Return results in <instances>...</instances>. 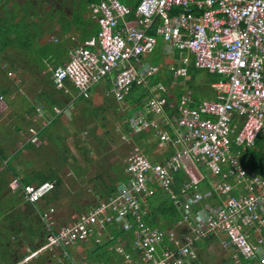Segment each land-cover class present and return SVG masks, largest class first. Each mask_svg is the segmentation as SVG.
Returning a JSON list of instances; mask_svg holds the SVG:
<instances>
[{
	"label": "built area",
	"instance_id": "2783aa9c",
	"mask_svg": "<svg viewBox=\"0 0 264 264\" xmlns=\"http://www.w3.org/2000/svg\"><path fill=\"white\" fill-rule=\"evenodd\" d=\"M138 1L137 24L129 26L122 24L129 8L121 0L90 4L98 33L83 43L71 38L75 46L68 61L53 69L54 87L72 97L90 98L95 86L108 80L107 95L122 103L132 88L146 85L158 72L157 66L143 60L154 52L160 37L172 52L189 53L196 68L223 77L214 85L216 97L197 107H191V97L182 98L176 121L178 139L165 131L169 125L163 114L168 104L165 97L155 96L148 110H132V133L154 130L160 147L175 146L171 157L156 163L132 151L124 168L128 181L119 183L113 195L69 227L51 232L46 244L32 254L58 248L63 251L62 259L78 264L70 252L73 246L92 239L103 243L94 235L122 221L121 227L134 233L132 249L137 256L130 264H187L198 257L196 243L216 233L224 235L225 248L235 249L236 264L242 260L264 264V170L252 171L245 163L249 150L264 134V0ZM172 71L176 78L189 74L187 65ZM157 89L165 91L162 85ZM54 111L55 115L63 112L60 108ZM43 113L39 107L38 114ZM123 140L130 141L127 135ZM188 157L215 176L212 190L202 195L215 199V204L199 205L200 188L193 180L183 183L185 200L179 202L173 183ZM153 184L182 206L179 226L185 233L134 226L128 221V216L141 219V200ZM54 188L55 182H45L28 189L26 200L39 202ZM117 251L131 255L121 247Z\"/></svg>",
	"mask_w": 264,
	"mask_h": 264
},
{
	"label": "trees",
	"instance_id": "16d2710c",
	"mask_svg": "<svg viewBox=\"0 0 264 264\" xmlns=\"http://www.w3.org/2000/svg\"><path fill=\"white\" fill-rule=\"evenodd\" d=\"M62 1L60 6L57 7V3ZM0 0V93L5 98L12 97L15 89H13V83L10 82L9 72L17 73L18 76H24L26 68L23 66L24 60H26L22 53H33L36 58L42 64V68L47 64H53L59 66L68 61V50L69 47L66 43L55 41L45 42L44 38L47 34H50L54 27L51 23L56 22L61 27V34L66 35L79 34V38L84 41L93 35H96L99 27L88 17V5L100 0ZM128 8L129 14L126 16V21L129 24H133L136 21L135 12L138 7V0H121ZM70 6V14L66 6ZM159 62V61H157ZM155 62V63H157ZM2 63H7L9 71L2 68ZM158 64V63H157ZM197 70L198 73L201 72ZM192 72L190 69L189 73ZM192 74V73H191ZM208 85L202 90H199V94L210 96L211 83L218 81L220 77L216 74L208 72ZM212 76V77H211ZM47 76L46 79L41 80L44 87L42 92L38 95V103H33L27 111L29 115L37 114L38 107H42L44 111L50 112L53 115L54 109L66 108L69 103L79 104L81 111H76L75 115L79 113L84 117L86 115H92L86 119H89L90 125L86 128V134H90L93 141L98 143V148L93 146L92 154L96 157L100 152H104V148L110 142H115L113 132L111 130L104 131L107 128L105 124L109 111L119 113V120L122 122V134L131 137L133 141L142 143L144 146L147 145L145 141L147 139V132L141 134H133L129 127V118L131 112L134 109H141L144 105L141 98L142 95L140 88H133V90L125 97V100L120 103L109 95L104 94L101 96L98 92H93L92 95L96 96L98 105L95 106V100L92 98H84L83 96L72 97L64 94L57 90L50 78ZM173 76H169L172 79ZM167 79L168 81H170ZM4 80L5 82H1ZM163 83L168 84V81ZM1 83L7 85L1 86ZM103 83H110L106 80ZM102 84V83H101ZM100 84H97V87ZM18 87V86H17ZM210 88V89H209ZM95 89V88H94ZM210 90V91H209ZM194 91V90H192ZM75 88H73V92ZM196 93V92H195ZM194 93V94H195ZM196 97V96H195ZM136 98H139L136 100ZM199 97H196L198 99ZM21 101L26 102L29 106L25 97L21 98ZM13 103V102H12ZM199 104V103H198ZM40 105V106H38ZM124 111V112H123ZM166 113L169 120L173 121L178 116L177 109H170L169 104L166 106ZM50 115V114H48ZM85 119V120H86ZM79 132L83 133V130L79 129ZM109 137V138H108ZM33 144H30L32 146ZM92 149V148H91ZM131 149V148H130ZM148 151V150H147ZM248 155H252V160H245V163L253 171H260L264 168V134L260 135L256 141L254 149L250 150ZM168 159L170 158L167 157ZM4 153L0 149V264H19L29 253L21 254L17 249L23 250L25 246L30 249L31 252H35L43 247L48 239L51 232L55 231L51 227L52 222L45 218L44 215H40L38 202L31 203L26 200L25 194L28 189H31V185L35 182L34 177H27L24 181L22 180V187L12 194L11 198H6L7 191H10L11 177L18 176V172L14 168L3 167ZM125 164H116L110 168L116 177H109L108 183H106L107 196L113 195L117 185L121 182H127L128 178L125 173ZM185 169V170H184ZM179 174H177V180L173 183V189L179 194V202L182 203V196H180L179 184L186 175L194 178L192 172L187 171L184 168ZM108 173V170L105 171ZM18 178V177H17ZM103 179L102 177H100ZM45 179L41 180L44 181ZM199 185L204 184V180L197 179ZM155 191L152 194H147L142 198L141 211L142 216L137 221L133 216H128V221L134 226H149L158 227L164 232L174 229L180 233L185 229L179 226V222L183 219L182 206L175 201L171 195L161 189L157 184ZM166 192V194L164 192ZM48 196V195H47ZM47 196L43 198H48ZM166 197V199L164 198ZM42 198V199H43ZM184 201V200H183ZM28 211H21L20 206L25 205ZM38 213V214H37ZM42 214V213H41ZM112 238L107 239L103 243H96L93 247L86 248L89 257L97 255L101 257L98 261H102L103 264H111L110 258L113 257L115 264H123L125 255L117 251V247H121L125 254H135L136 251L132 249L133 230L126 231L123 227L120 229H114ZM17 248V249H16ZM63 257L62 249H54L53 251L45 252L41 256L39 255L34 260L26 264H54L56 258ZM91 258V257H90ZM230 261V262H228ZM224 264H234L233 257L230 255V260ZM242 264H257L256 260H242Z\"/></svg>",
	"mask_w": 264,
	"mask_h": 264
},
{
	"label": "crops",
	"instance_id": "0c3cea01",
	"mask_svg": "<svg viewBox=\"0 0 264 264\" xmlns=\"http://www.w3.org/2000/svg\"><path fill=\"white\" fill-rule=\"evenodd\" d=\"M101 1V0H100ZM99 1V2H100ZM99 2H94V3H99ZM92 4V3H91ZM86 16H88L95 24L96 26L99 27L98 23L96 20L92 19V11L90 10V4L88 5V12L86 13ZM135 17H136V12H135ZM123 25H136L137 24V17L136 21H134L133 24H129L126 21V18L124 21H122ZM98 33V32H97ZM70 34L68 37H63L66 35H62L60 38L56 39L54 36L50 37L49 41H52L53 38L58 42H64L66 43L69 47L68 50V57H69V52L71 49L75 46V43L72 41V37H74L75 34ZM153 34L155 32L153 31ZM97 35V34H96ZM93 35V36H96ZM91 36V37H93ZM79 34H77V40L81 43L85 42L86 40L82 41L79 38ZM90 37V38H91ZM185 58H188L187 62H184L183 60ZM193 58L192 56L188 53H181V52H172L171 47L166 43L165 40L162 38H158V44L157 47L155 48L154 52L151 54L147 55L144 57V62L150 63L151 65L157 66L159 68L158 72L153 75L146 85H142L140 87H134L140 88L142 98L141 101L144 103L143 107L141 108L142 110H148L150 109V102L155 98V96H163L167 99L169 108L174 110L177 109L178 111V116H179V105L183 97L189 96L192 98L191 102V107H197L198 103L204 101V100H211L215 99L216 97V89L214 88V85L223 80V77L218 75L220 79L218 81H215L211 83V91H210V96H206L204 94H198L199 90L203 89L208 85V79L207 77L210 75L208 74L209 71L207 70H201V72L198 73L197 70H200V68H196L193 65L192 62ZM159 61V62H157ZM157 62V63H155ZM61 65V64H60ZM180 65H187L188 70L192 69V74L189 73L188 76L186 77H179L176 78L173 76V71L172 68H175ZM210 73V72H209ZM173 76L172 79H169V76ZM212 74V73H211ZM212 77V76H211ZM169 79L170 81H168ZM168 81V84L163 83L164 81ZM110 83V82H109ZM158 85H162L165 88V91H160L157 89ZM109 84L104 83L101 86L95 87V89L92 90L93 92H98L100 93L101 96H106V90L108 89ZM210 89V88H209ZM133 90V88H132ZM131 90V91H132ZM194 90V91H192ZM196 92V93H195ZM91 93V96H92ZM195 93V94H194ZM199 97L196 99V97ZM76 98V97H75ZM139 98H136L138 100ZM8 100V99H7ZM30 105V104H29ZM33 105V103H32ZM32 105L30 107H32ZM18 109L26 113L28 115V121L27 123H36L38 126H30L29 124L26 123V121L21 120V118H18V122L14 125H11V127L7 126V123L13 116L10 114L13 113L12 108H9V104L6 103V100H3L0 102V129L2 128L3 130L2 133L0 132V149L3 150L4 156L10 155L15 152H20L21 156L24 157L23 159H13V163L16 167V172L17 171H25L29 172L27 176H31L35 178V182L31 185L29 188H35L45 182H55V189L52 193H50L47 197L48 198H43L38 202L39 205V210H40V215H44L46 218H49V221L52 222L53 228L56 230L63 228V227H69L72 225L80 215L84 214L87 212L89 209L94 207L95 205L101 204L105 202L106 196H107V189H106V183H108L107 179H101L100 176L95 177L94 180L90 177L87 179L85 177L84 173L86 170H89V163H93L92 159L90 160V155L92 154L93 146L91 141L93 140L92 136L90 134H86L87 131L86 128L89 127L90 121L87 119L89 122L85 120L84 116L75 115V112L77 111V108L79 109L78 111H81V108L78 105L74 103H69L67 106V109L65 110V113L60 114V115H53L50 112L45 111L42 115L40 114H33L32 116L28 114V107H25L23 103L18 102L17 104ZM21 107V108H19ZM166 107L164 109V116L167 118L169 121V125L165 128L168 133H170L172 139H178L180 136V132L178 131L177 128V117L174 118L173 121L169 120L167 117L166 113ZM50 114V115H48ZM151 116L154 117L153 113H151ZM84 119H83V118ZM2 121H5V123H1ZM120 121V120H119ZM121 122V121H120ZM122 127V122L120 124ZM8 127V128H7ZM29 129H26V128ZM164 128V127H163ZM81 129L83 130V133L79 132L78 130ZM33 131L35 133H33ZM120 131L122 129L120 128ZM147 139L145 140L147 142L146 147L142 145V143H139L137 141L131 140L129 141V147H128V152L131 151H138L139 148L137 147V144L140 145V147L143 148L141 150L142 152L140 153H147L148 158L153 161V162H164L167 160V157H171L173 152L175 151V146L172 144H166L163 147H160L158 145V135L154 130H147ZM30 135L31 141L23 142L22 138L24 135ZM39 142V144H35L38 146H35L33 142ZM19 142L21 143V148L16 149V146H19ZM30 144H33L30 146ZM98 146V145H97ZM94 146V147H97ZM126 146V144H125ZM256 146V144H255ZM252 147L250 150L255 148ZM48 148V152L46 151L45 148ZM127 147V146H126ZM32 148L33 150L38 151H43L44 154H42L41 159L43 160V163L39 165V167L34 166L30 167L32 165V162L28 161L24 153L25 150H30ZM92 148V149H91ZM131 148V149H130ZM148 148L150 149H160L161 152L160 154H157V151H152L151 153H148ZM178 148H181V146H178ZM13 150V151H12ZM249 150V152H250ZM76 151L80 152V154L83 156V158L86 159L89 158V161L86 159V164L87 166H80L78 165V160L75 158L74 154ZM48 153V154H46ZM145 153V154H146ZM48 158V161L47 159ZM10 159V158H9ZM7 159L4 157L3 163L4 165H9L11 163V160ZM252 160L253 157L252 155H247L245 157V160ZM37 164V163H36ZM42 167V168H41ZM40 168H41V173H40ZM187 168V171L193 172L194 170L199 173V170H208L210 172L209 175H207V178L202 176L200 173L198 174V177L191 178V176L186 175L181 183L179 184L180 188V196H182V199L185 200L183 197L181 191L183 188V183L188 182L189 180H193L196 182V184L200 188V200H199V205L202 207L205 205L206 202L209 203H216L215 199H210L206 200L202 197L205 193L209 192L212 190L214 183H215V176L212 174V172L207 168L199 165L198 163L194 162L191 158H186L185 161V167ZM183 168V169H184ZM250 168V167H249ZM251 169V168H250ZM38 171V174L35 171ZM185 170V169H184ZM183 170V171H184ZM252 170V169H251ZM264 168L260 171H263ZM182 171V172H183ZM253 171V170H252ZM181 172V171H180ZM178 172L177 174H179ZM259 172V171H256ZM175 176V180H177V175ZM201 175V176H200ZM18 177V178H17ZM15 177L13 175L11 177V183H10V188L13 190H18L22 187V179L18 176ZM116 177V176H115ZM45 179L40 183L41 180ZM197 179L201 180L204 182V184L199 185L197 183ZM13 185V186H12ZM18 185V186H17ZM155 186L151 188L150 192L148 193L149 195L152 194V192L155 191ZM174 190V189H173ZM175 191V190H174ZM164 192V191H163ZM166 194V192H164ZM69 194V199L66 197ZM178 194V193H177ZM179 195V194H178ZM77 196V198H76ZM182 200V202H184ZM70 201V202H69ZM68 202V204H67ZM71 205H70V204ZM25 206L21 205L20 207ZM199 206V207H200ZM72 209L71 213L68 212L67 210ZM42 213V214H41ZM122 226V221L118 222V224L112 225L114 229H120ZM168 231H174L179 233V231H175L173 229L168 230ZM114 230L110 227H108L106 230L102 232V235H99L98 233L94 235V238H101L103 239V242H105L107 239L112 238ZM182 235V234H181ZM224 240V235L222 233H216L212 234L209 238L200 240L196 243L195 249L197 251V259L189 262L187 264H204V260L202 259L201 255H203V252L210 253V256L213 257V259H216L218 262L216 264H224L226 261L230 260V255L233 256L235 249L233 248H225L222 244V241ZM96 240L92 239L89 242H80L77 243L75 246H73L70 249V252L72 254V257L74 258L75 262L78 264H103L102 261H98L101 257H98L97 255H92L89 257L88 251L86 250L89 249L88 247H93L96 244ZM84 250L86 255H82V258L80 260V257L78 255L75 256L74 250ZM218 251V255L215 253V251ZM129 256V257H127ZM125 256V259L123 260V264H130L132 263V259L136 258V253L127 255ZM57 260V261H56ZM56 262L54 264H70L69 261L64 260L62 258H59V260L56 258ZM111 264H115V260L113 257L110 258ZM230 262V261H228ZM234 262V259H233ZM257 264H259L258 261H256ZM212 263V261H211ZM241 262L240 264H242ZM234 264H236L234 262Z\"/></svg>",
	"mask_w": 264,
	"mask_h": 264
},
{
	"label": "rangeland",
	"instance_id": "374dc122",
	"mask_svg": "<svg viewBox=\"0 0 264 264\" xmlns=\"http://www.w3.org/2000/svg\"><path fill=\"white\" fill-rule=\"evenodd\" d=\"M59 1V0H58ZM62 1H59V3H57V7L60 6ZM67 7V11L68 13L70 14V6H66ZM52 27H54L53 31L50 33V34H47L44 38V41L45 42H49L50 40V37L51 36H54L56 39H58V37L60 38L62 36L61 34V27L54 21L51 23ZM70 36V34H67L66 36H63V37H68ZM74 37L77 38V35H74ZM24 54L23 56H25L26 60L22 61L23 63V66L26 68V72L24 74V76H18L17 73H13V72H9V77H10V82L13 83L11 84L13 89H15V92L13 94L12 97H9V98H5V96H3L1 93L0 95L3 97V100H6V103L9 104V108H12V112L10 115L13 116L7 123V126L8 127H11V125H14L18 122V118H21V120L23 121H26L25 119L28 120V115L26 113H23L21 112L19 109H18V102H22L23 105L25 107H28L30 108L31 104L34 103L35 105L38 103V95L42 92V89L44 87V84L43 82H41V80H44L47 78V76H52V69L54 68V65L53 64H47L46 67H44V69L42 68V64L40 63V61L36 58V56L33 54V53H22ZM2 68L4 67L5 70L9 71V68H8V64L7 63H2ZM51 78V77H50ZM1 82H5L4 80H1ZM5 83H1V86L5 87L7 85H4ZM103 84V83H102ZM100 83V85L98 86H101L102 85ZM18 86V87H17ZM100 94V93H99ZM22 97H25L27 99V102L30 103V105L28 106V104L26 102H23L21 101V98ZM90 98L94 99L96 98V96H90ZM8 99V100H7ZM13 102V103H12ZM95 106L98 105L97 103V100H95ZM40 106V105H38ZM21 108V107H19ZM39 108V107H38ZM79 109L77 108V111ZM124 112V111H123ZM80 115V113H79ZM119 115L121 114H117V113H114L112 111H109V115L107 116V120L105 122V124L107 125V128L104 129V131H108V130H111L113 132L114 130V139H115V142H110L108 143V145L104 148V152H100V154L96 157V155L94 154H91L90 155V160L92 159L93 163H89L90 164V168L89 170L84 173L85 177L88 178H92L94 180L95 177H102L104 180L105 179H109V177H113L115 178L116 176V173H114L110 168L114 167L116 164L120 163V165H123L126 161H127V157L129 156V154H131L132 152H128V147L130 146L128 143L129 142H126L123 140V134L122 132L120 131V128L122 129V126L120 125L121 122L119 121ZM83 116V115H81ZM92 116L91 114L90 115H86L85 116V119ZM83 118V117H82ZM84 119V118H83ZM28 121H31V120H28ZM87 122H89L87 119H86ZM1 123H5V121H2ZM27 123V121H26ZM29 124V123H27ZM30 126H38L36 123H31L29 124ZM7 127V128H8ZM26 129H29L28 127ZM3 130L2 128L0 129V132L2 133ZM34 133V132H33ZM30 135H24V137L22 138V141L25 143L27 141H31L32 142V139H30ZM109 138V137H108ZM129 140H131V137H129ZM37 142V140H36ZM21 143L22 142H19V146H16V149H19L21 148ZM92 143V146H97L98 143H96L95 141H91ZM33 144H39V142L35 143V141L33 142ZM126 144V146H125ZM35 146H38V145H35ZM137 147L139 148L138 151L142 152L141 150H143L142 147H140L139 144H137ZM144 147H146V144L144 145ZM98 148V146H97ZM46 151L48 150V148L46 147L45 148ZM13 151V150H12ZM144 151V150H143ZM152 151H157L156 153L157 154H160L159 152L160 149L156 148L155 150L154 149H150L148 148V153H151ZM48 152V151H47ZM24 153V156L25 158L32 162V165L29 166L30 167H34V166H37L39 167V165H41L43 163V160L41 159V156L42 154H44V150L43 151H36V150H33L32 148H30V150H25ZM146 153V152H145ZM143 153L145 156H149L147 155V153L145 154ZM48 154V153H46ZM152 154V153H151ZM75 158H77L78 160V165L80 166H87L86 164V159L89 161V158L86 157L83 158V156L80 154V152L76 151V153L74 154ZM6 157V160L9 159L11 160V163L9 165H4L3 167H8V168H14L16 169L14 163L12 162L13 159H20L22 156L20 154V152H15V154H11L10 155H6L4 156ZM24 157H22L21 159H23ZM47 161H48V158H46ZM37 163V164H36ZM42 168V167H41ZM41 168H40V173H41ZM108 170V173H106L105 171ZM35 171V170H34ZM18 174H19V177L24 181L27 177L29 172H25L23 170H21L20 172L17 171ZM37 174H38V171H35ZM199 173L203 176L204 174V177L207 178V175L210 174V172L208 170H203L201 169V171L199 170ZM195 170L192 172V175L193 176H197L198 177V174ZM200 175V176H201ZM13 186V185H12ZM18 186V185H17ZM15 192V190L13 189H10V191L8 190L7 191V195L5 197V200L6 198H11L12 194ZM153 193V192H152ZM68 195L66 198L69 199V194H66ZM77 198V196H76ZM166 199V197H164ZM70 202V201H69ZM68 204V202H67ZM70 204V203H69ZM71 205V204H70ZM21 208V211H28L27 210V207L25 206H22L20 207ZM68 212L71 213L72 209H70L69 207V210H67ZM38 214V213H37ZM46 218V217H45ZM46 219H50L49 218H46ZM42 248V247H41ZM90 248V247H89ZM17 249V248H16ZM19 251V253L21 254H25V253H29L28 256L25 257V259H23V261H21L19 264H26L28 262H30L31 260H34L35 258H37L39 255L41 256L43 253L45 252H49V251H53L54 249H42L41 252L38 253V255H33L30 251V249L28 247L25 246V249L23 250H20V249H17ZM217 252V253H216ZM215 253L218 255V251L216 250ZM74 254L75 256L78 255L80 257V260L82 258V255H86L85 254V251L84 250H74ZM202 259L204 260V264H216V262H218L216 259H213L212 256H210V253H207V252H203V255H201ZM59 260V258H57ZM57 261V260H56ZM212 261V263H211ZM57 263V262H56ZM219 263V262H218ZM50 264V263H49ZM52 264V263H51Z\"/></svg>",
	"mask_w": 264,
	"mask_h": 264
},
{
	"label": "clouds",
	"instance_id": "9594fccd",
	"mask_svg": "<svg viewBox=\"0 0 264 264\" xmlns=\"http://www.w3.org/2000/svg\"><path fill=\"white\" fill-rule=\"evenodd\" d=\"M52 41H55V40H52ZM56 42V41H55ZM54 67H57V66H54ZM54 69V68H53ZM53 69H52V73H53ZM52 80V79H51ZM108 90V89H107ZM107 90H106V92H107ZM106 95H107V93H106ZM56 108H58V107H56ZM60 109H62V108H60ZM67 109V107L66 108H64V109H62L63 110V112L61 113V114H63V113H65V110ZM45 112V111H44ZM54 113H55V111H54ZM60 115V114H59ZM34 132V131H33ZM35 133V132H34ZM132 152V151H131ZM50 182V181H49ZM55 189V188H54ZM54 189H53V191H54ZM53 191H51V193L53 192ZM50 194V193H49ZM48 194V195H49ZM110 226H112V225H110ZM109 226V227H110ZM174 230V229H173ZM176 231V230H175ZM168 232H170V231H168ZM104 239V238H103Z\"/></svg>",
	"mask_w": 264,
	"mask_h": 264
}]
</instances>
